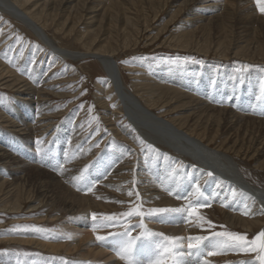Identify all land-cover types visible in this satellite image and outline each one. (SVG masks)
I'll return each instance as SVG.
<instances>
[{"label":"rangeland","instance_id":"1","mask_svg":"<svg viewBox=\"0 0 264 264\" xmlns=\"http://www.w3.org/2000/svg\"><path fill=\"white\" fill-rule=\"evenodd\" d=\"M47 1L50 2V0L39 1L37 9L42 8ZM79 1L81 7L78 10L77 8L71 10V18L68 19L69 22L66 25L67 27H64V31H59L51 23L47 25L46 31L50 37L52 36L53 43L62 50L73 53L84 54L88 50L93 51V49H89L92 43H95V48L98 47L101 50L111 52L118 63L126 90L132 92L144 107L167 120L173 121L177 118L182 119V122H184L187 117L189 118V122L181 128L176 124L175 126L178 129L188 131L189 127H185V125H193L192 119L196 121L195 115L203 111L199 99L209 104V106L214 103L216 109L221 110L231 108L235 102L238 104L243 92L251 94L249 102L239 101L244 104V106H239V112L241 114L244 112L243 115L249 118H257L258 120H255L256 124L252 119L246 120L238 131L224 130L222 131L223 135L222 132L220 133V138H216L210 143L208 139L197 134L193 135L191 133V136L200 139L205 144L210 145L211 148L220 149L233 157L243 176L252 185L264 189V155L262 156L264 154V124H262L264 116L255 115L256 113H264L260 109L263 107L264 110V48L260 51L253 48L255 47L254 37H256L255 40L264 39L262 37L264 33L259 26L258 28H251L250 26L248 28L246 26L248 25L246 24L247 21L243 23L244 25L234 22L233 28L235 27V30L233 33L231 30L232 21H219L216 19L217 16L229 19L223 9L218 12H210L209 17L212 19L210 20L212 24H208L205 20L196 23L191 19L190 22V19H187L190 17L186 16V13L178 14L179 5L183 0H154L156 5L154 8H157V13H152L153 11L149 9L151 8L147 5L149 0H97V2L96 0H73L72 6L76 7ZM98 2L101 3L98 4ZM109 3L114 5V9H111L113 5L106 6ZM135 3H138V6H145L147 13L143 16L136 15ZM53 4L52 6L48 5L45 11L51 16H57L58 19L55 24H60L59 29H62L67 17H69L68 13L64 11L62 13L63 7H65L62 3L57 4L61 8L55 3ZM97 5L98 7H96ZM119 5L122 7H119ZM122 10L123 12H120ZM94 11L95 13H93ZM106 13L108 17L110 15L114 16L116 13L122 14L118 17L116 15L114 21L109 23V20L105 17ZM263 14L257 12L251 17H263ZM123 16H131L133 19L139 18V26L137 25L136 29L138 32L133 27L124 28ZM244 26L248 31L241 33L245 28ZM66 31L67 34L64 35ZM0 33L3 34V36L0 35V64L4 67L7 65L10 72H13L11 74L12 79H15L14 76H18L22 80L21 85L16 86V88L22 87L18 89L20 93L24 89L26 90L25 85L34 88H31L34 98L31 99L26 95L22 96L16 91L17 89H7L5 86H1L3 84L0 83V116H4L0 119V142H4L10 147L9 153L16 161L0 159V189L10 187L11 182L14 184L15 180H19L20 175L24 178L23 180H26V183H22L23 188L29 187L31 185L29 182L38 180H41L42 186L44 185V196L35 191V197L39 201L34 196L28 198L19 195L23 198L21 200L22 210L13 212L16 215H13L7 209V207H11L10 204L15 201V198L10 199L6 194L0 193V257H5V262L9 261L7 264L12 262L24 264L32 258L47 260H49L48 258H56V261L50 264H56L57 260L60 263L65 262V264H72L73 261V264H104V261L105 264H119L121 259H119L120 257L117 258L118 255L116 256L117 245L113 241L116 238L111 237L98 242L96 236L103 235L107 237L110 233L123 232L128 225L133 226V236L141 234L145 229L153 232L149 228V224L147 226L144 224V218L160 216L148 215V210L170 207L164 201H160L158 205L149 204L146 202L148 200H145V195L141 190L137 196V193H134V188L141 183L139 180H143V184H145V180H152L153 176L156 178L155 180H170V182L175 180V187L178 188L181 185L184 187L180 193L184 194V197L185 195L190 197L186 198L185 202H179L181 207H187L186 203H193L194 200H197L195 198L198 197V194L207 192L210 189L212 176L206 175L202 179L199 177V180H195L194 175L197 171L194 167H190L187 162L190 160L178 159L175 153L167 154V150L164 148L159 149L137 138L135 130L132 129L133 127L120 111L119 102L112 95L113 91L110 90L109 76L98 61L87 59L78 62L69 60L63 62L58 57L54 59L50 53L53 49L38 40L23 24L2 13H0ZM230 40L234 42H231V44L229 43ZM246 41L251 46V49L246 51L254 54L251 53L250 57H247V54L242 53L244 50H241L240 53L242 54L235 56L236 43H238V48L243 49L247 46ZM179 42L189 45L190 48L177 47ZM218 43L229 47V50L223 47L220 48ZM232 47L233 50H231ZM261 47H263V44ZM5 52L6 56L3 55ZM221 52H224V54L222 55ZM213 73H216L214 79L213 75L215 74ZM202 76L206 77V82L202 84L204 86L201 89H198L200 88L199 79ZM139 78L142 80L137 81ZM219 78H222L224 85L219 86ZM228 82L231 85L227 84ZM238 82H260V84L252 86L250 90L242 88L239 91L237 88ZM137 84H139L138 89H136ZM144 85L158 86L160 91L155 97H151L146 94ZM208 85L218 86L219 88L217 91L209 90ZM181 93L185 96L182 100H179V96H182ZM225 94L229 97H226ZM217 95L219 96L217 97ZM257 98L258 100H256ZM190 101L195 102H191V104L195 108L197 107L196 109L193 110L191 105L187 104ZM21 103H25L26 106L22 108ZM29 112H33V117L27 120L32 129V135L25 137V135L21 136V133L14 129V125L21 119L24 121L27 117L26 114ZM41 113L45 117L41 116ZM44 121L45 123H42ZM259 123L261 125H258ZM147 128L149 129V127ZM236 140V144L241 145L238 147L239 151L234 150L233 152L230 149L234 145L232 142ZM37 141H41L39 144L40 149H38ZM67 144L69 145L67 146ZM42 173L44 174L42 175ZM76 177H80V179H75ZM46 180L48 181L46 182ZM84 180H89L90 183L83 185ZM110 181L112 184H108ZM197 185L199 186V193L196 191ZM127 186L129 191L125 190ZM145 186L147 185L141 187ZM120 187L124 188L123 192ZM12 188H8L7 191ZM89 188H91V191H89ZM130 191L134 193L131 196L128 194ZM65 193H74V196L77 197L82 195L88 200L86 205L88 209L85 205L81 208L79 204H76L77 207L79 206L78 208L73 206V209H78L77 211L80 214L77 212V215L90 217L88 220L90 224L93 222L92 213L97 214V221L100 220L101 214H116L118 218L116 226L101 229L95 227L91 228L92 231L89 227L85 228V233L87 232L88 235L91 233L88 239L92 241L96 239L94 242H98L97 246L87 250L86 247L89 246L91 240L87 241L88 239H86L83 241L79 237L80 233L78 231L69 233L62 229L63 227L60 224L71 219L68 208L64 209L60 206ZM107 195L109 197L106 198ZM163 195L167 199L174 196L166 192ZM99 196L101 197L99 198ZM110 196L112 198L116 196V198L112 200ZM34 200L37 202H31ZM44 200H47L46 203ZM209 205V207L201 208L199 213L207 221H211L215 227H211L207 223L201 224L199 220L193 217V223L187 224L188 228L194 227L193 230L189 229L186 232L188 237H209L214 232L227 231L246 234L247 238L251 240L264 230V215L256 217L244 214L245 212L239 211L243 209L242 207L230 211L228 210L230 207L228 201L225 203L227 206H222L221 203L220 205ZM80 208L83 211L79 210ZM136 208H139L145 215L120 216L121 213ZM227 212L235 216L238 215L242 219L249 220V222L253 220L261 224L255 222L254 231L250 232L238 224L230 223L226 217ZM50 215L53 217L51 218ZM179 218L184 221V216H179ZM186 221L188 222V218H186ZM141 223H143L144 228L140 227ZM54 234H58L61 239L58 243L53 239L55 238ZM91 236H94V238ZM80 238L83 242L87 241V243H84L86 247L82 250H87L89 258L83 257L80 253L81 250L66 253L64 249L61 251L62 253L53 254L52 251L44 247L45 244L49 243L51 245L60 243L59 245L65 247L70 243L77 244ZM32 239L35 242L31 244L29 240ZM68 240L70 243H68ZM146 240L149 244H152L153 240L155 243L164 242L162 238L159 239L158 237H146ZM205 241H202L201 244ZM96 248L98 253L94 251ZM98 249L102 251L104 249L105 251L101 253ZM111 254L114 256L112 257ZM103 255L106 257L104 258ZM257 255L258 253L237 252V254H232L229 257H218L215 264L239 263L244 260L257 263ZM114 257L117 259H112ZM5 262L0 261V264H5ZM36 263L38 262L36 261Z\"/></svg>","mask_w":264,"mask_h":264},{"label":"bare ground","instance_id":"2","mask_svg":"<svg viewBox=\"0 0 264 264\" xmlns=\"http://www.w3.org/2000/svg\"><path fill=\"white\" fill-rule=\"evenodd\" d=\"M39 1H42V0H25V1L24 0H0V13L4 14L6 16H9V17L13 18L15 21L23 24L27 29H29L37 37L38 40H40L43 44L48 45L51 49H53V51L50 52V53H51V56L54 59H57V57H58L59 60L61 59L63 62L65 60L78 62V61H84V60H87V59H94V60L98 61L104 67L106 74L109 76V78H110V80H109V82H110V90L113 91L112 95L115 96L117 101L119 102L120 111L125 116V118L128 121V123L133 127L132 129L135 130V134L137 135V138H139V139H141V140H143V141H145V142H147V143L151 144L152 146H155V147H157L159 149L164 148L165 150H167L166 151L167 154L168 153L172 154V152L175 153L176 157L178 159L183 158V160H186V161H187V159L190 160L191 162L187 161L189 163L190 167H194V169H196V171H197V173L195 172L196 174L194 175V179L195 180H199L200 178L201 179L204 178V176H206L208 172H212L214 174V175H212V178L210 177L211 178L210 182L212 184L210 186V189L207 190V192H203V193L198 194V197L195 198V199H199L200 203H204L206 201V199H207L208 204H215V205L219 204L220 205V203H221V205L223 206L228 201V204L230 205L228 210H230V211H233L237 207H242L243 209L239 210L241 212H247L248 214L256 216V217H260V216L264 215V189H261V188H258L256 186L252 185L246 179V177L243 176V174L241 173V171L239 169L238 164L233 159V157H231L226 152H224V151H222L220 149H213V148H211L210 145L205 144L200 139L191 136V133L193 135L197 134V135H199V136H201L203 138L208 139V141L210 143L211 141L215 140L216 138H220L219 135L224 130L232 129V130L238 131L240 126H242L243 123H245L244 121H246V120L248 121L250 119L255 121L257 118L253 119L252 116H251L252 118H249V117L243 115L244 112H243V114H241L239 112L240 111V107L239 106H244V104L239 102V101L249 102L250 98H251L250 97L251 94L249 92H243L241 94V97L239 98V101L237 99L238 104L235 102L232 105V107L229 108V109H225L224 107H223L224 109H221V110L220 109H216L217 107H215L213 105L214 103L212 104V106H209V104H206L204 101L199 99V104H200V106L202 108L201 110H203V111H201L200 113H197V115H195L193 113L195 115L196 121L194 119H192L193 120L192 122H194L193 125H190V124H188V126L185 125V127H189L188 131H184L185 129L182 131V129L180 130V128H181V126H183L184 124H187L189 122V118L188 117L184 120V122H182V119L180 120V119H177V118L173 119V121L164 119V117H160L159 115L154 114L149 108L144 107L143 104L140 102V100L138 98H136V96L132 92H130L129 90H126V88L124 86V83H123V78H122V74H121V71L119 69L118 63L114 59V55L111 52H107V51L101 50L98 47L95 48L94 47L95 43H92V44H90L91 47L89 49H93V51L88 50V52L84 53V54H81V53H78V52H74L73 53V52L62 50L61 48H59V46H57V45H55L53 43V40L51 38L52 36L50 37L47 34V31H46L47 27H48L47 25L49 23H51L59 31H64V27L69 22L68 19L71 18V15H70L71 10L73 8H74V10H76V8H77V10H78L79 7H81V4H80L81 2L80 1H79L78 5L75 7V6H72L73 0H50V2L47 1V3L42 6V8L40 7V8L37 9ZM175 1H178V0H175ZM96 2H97V0H96ZM48 3H50V4H48ZM53 3H55V5L62 3V5H65V7H63L62 13H63V11L68 13V14L67 13L66 14L69 17H67L66 23H64L62 29H59V27L61 26L60 24L59 25L55 24L56 20L58 19L57 16L56 15H52L51 16V14H48L45 11L48 8V5L52 6V5H54ZM100 3L98 2V4H100ZM154 3H155L154 0H149L147 5L149 7H151L149 9L151 11H153L152 13H157L156 12L157 8H154V7H156V5ZM111 5H113V4H110V3L108 5L106 4V6H108V7H110ZM57 6H59L61 8L60 5H57ZM96 7H98V5ZM119 7H122V6L119 5ZM123 7H126V6H123ZM135 7H136L135 8V13L137 11L136 15L140 14V16H143L144 14L147 13L145 11V6H143V7L142 6H138V3H137ZM111 9H114V5H113V8H111ZM220 9H223L225 11V15L229 19H225L222 16H217L216 19L219 20V21H225V20L226 21H232L231 30H232L233 33H234V30H235L234 29L235 27L233 28V26L235 25L234 22L243 24L246 21H247L246 24H248L246 26H248V28H250V27L251 28L252 27H254V28L257 27L258 28V26H259L261 31H263V33H264V14H263V17H259V16L251 17V15H253V14L257 13V12L261 13V11L259 10V6L256 3V0H183L181 5H179V13L178 14L186 13L187 14L186 16L190 17V18H187L188 20L190 19V22H191V19H193V21L196 22V23L200 22L202 20H205V21L208 22V24H212V22L210 21L212 19L209 17V14H211L212 12H216V11L218 12V11H220ZM160 11H161V9H160ZM120 12H123V10L120 11ZM93 13H95V11ZM120 14H122V13H116L117 17ZM109 15H110V13H109ZM116 15H114V16L110 15L108 17L107 13H106L105 17L109 20L108 22L110 23V22L114 21ZM123 18H124V21L122 23H123V26H124L125 29L133 27L136 30L137 29V25L139 26V20H138L139 18L138 19H133V18H131V16H123ZM173 19H174V17H173ZM250 19H252V20H250ZM216 24L218 25L219 23H216ZM246 26H244L245 28H244L243 31H241V33L245 32V31H248V30H246ZM65 34H67V31L64 32V35ZM0 35L3 36V34H1V33H0ZM241 36H242V34H241ZM262 37H264V36H262ZM230 38H231V36H230ZM255 38L256 37H254V39H253V43H255V47H253V48L254 49H259V51H260V50H262L264 48V42H263L264 39H260L259 38L260 40H255ZM232 40H233V37H232ZM225 42H223V43H225ZM231 42L232 41L230 40L229 43H231ZM243 42H245V41H243ZM177 44H178L177 47H181V48H184V49H189L190 48L189 45H187V44H185L183 42H179ZM221 44L222 43H218L220 48L223 47L226 50H229V47L222 46ZM246 44H247L246 47H244L243 49H240V48H238V43H236L237 51H235V53H236L235 56H238V55H241L242 53H245V54H247V57H250V54L252 52L250 53V52H247L246 50H250L251 46L248 43V41H246ZM262 44H263V47H261ZM0 47H1V44H0ZM208 48H209V46H208ZM231 50H233V47H232ZM241 50H244V51L242 53H240ZM221 54L223 55L224 52H221ZM252 54H254V53H252ZM3 55L6 56V52ZM260 56H263V55H260ZM250 60H252V59H250ZM12 73L10 72L9 67L7 65L4 67L2 64H0V83L3 84L1 86H5V88H7V89H17L16 91L18 93H20V90H18V89H21L22 87L16 88V86H20L22 80L18 76H14L15 79H12V75H11ZM213 74H215V75H213V79H214V77L216 76V73H213ZM53 79H54V77H53ZM205 79H206V77H203V76L201 77V79H199V82H200L199 87L200 88H198V89H201L204 86L202 84H204L206 82ZM139 80H142V79L141 78L137 79V81H139ZM14 82H18V83L15 84ZM218 83H219V86L224 85V82H223L222 78H219ZM227 84L231 85V83H229V82ZM258 84H260V82H258V83H253V82L239 83L237 88H238L239 91H241L242 88H247V89L250 90V88H252V86H254V85L258 86ZM138 85L139 84L136 85V89H138L137 88ZM25 86L24 87L26 88V90L24 89L23 91H21L20 94H22V96L26 95L28 97H31V99H34L33 98V91L31 90L32 87L30 88L27 85H25ZM147 86H150V85H144L145 92H146V94H148L151 97H155V95L157 93H159V91H160V87H158V86L151 85L149 88H146ZM207 88L209 90H216L217 91L219 87L218 86L208 85ZM32 89H34V88H32ZM181 94H182V96H179V100H182L183 97L185 96L183 93H181ZM218 96L219 95H217V97ZM225 96L229 97L226 94H225ZM263 96H264V94H263ZM231 97L236 98L234 96H231ZM196 99H198V98H196ZM256 100H258V98ZM32 101H34V100H32ZM191 102H194V101L187 102V104L191 105V108H193V110L196 109L197 107L195 108L191 104ZM41 105H43V104H41ZM221 105H222V103H221ZM20 106L22 108H24L26 106V104L25 103H21ZM203 106L206 107V108H204ZM39 109H40V107H39ZM236 110L238 111L237 113H236ZM41 112H42V110H41ZM197 112H199V111H197ZM44 114H45V112H44ZM44 114L41 113L40 115L44 116ZM26 115H27L26 119H24V121L22 119L19 120V122L14 125V129L17 130V132L21 133V136L25 135V137L26 136L30 137L32 135V129L28 125L27 120H29L31 117H33V112H29ZM247 115H249V114H247ZM255 115H257V114H255ZM2 118H4L3 115L0 116V119H2ZM223 118L225 119V121H224ZM246 118H248V119H246ZM5 119H7V118H5ZM40 120H42V119H40ZM259 120H261V119H259ZM42 123H45V121L42 122ZM42 123L40 122V124H42ZM254 123L256 124V121ZM11 124H12V122H11ZM176 124H178V126L180 127L179 129L175 126ZM251 124H253V123H251ZM262 124H264V121H263ZM258 125H261V124L259 123ZM31 126H33V125H31ZM147 127H149V129ZM198 128H199V130H198ZM47 130H46V132H47ZM245 131H246V128H245ZM246 132L248 133V131H246ZM221 134L223 135V132ZM136 135H134V136H136ZM222 135H221V137H222ZM50 136H51V133H50ZM41 140H43V139H41ZM40 143H41V141H40ZM221 143H222V141H221ZM236 143H237V140L232 142V144H234V145H233V148H231L230 150L233 151V152H234V150H238L239 151L238 147H240L239 145H241V144H239V143L236 144ZM69 144H67V146ZM9 152H10V147H8V145L6 143H4V142L3 143L0 142V159L3 158L4 161H7V160L10 161V159H11L13 162H16L12 158V154H10ZM69 155H70V153H69ZM263 155L264 154H262V156ZM76 160H78V159H76ZM78 166H80V165H78ZM172 168H173V166H172ZM38 172L41 173V171H39V170H38ZM43 174L44 173H42V175ZM52 177H53V175H52ZM81 177H83V176H81ZM23 179L24 178L21 177V175H20L19 180H15L14 184H12V182H11V185H10V183H9L10 187L8 186V188H12L13 187L11 190L7 191L8 188H6V187H4L3 190L0 189V193L6 194V196L8 198H10V199L15 198V201L10 204L11 207H7L9 212L12 213V214H13V212H20L22 210L21 200L23 198L20 197L19 195H22V196L28 197V198H31V197L34 196V198L37 201H39V199L37 197H35V194H36L35 191H37L38 193H40L41 195L44 196V194H43L44 193V190H43V186L44 185L42 186L43 183L40 182L41 180H38L36 182H29L31 185L29 187L23 188V184L22 183L23 182L26 183V180H23ZM151 179L152 180H145V184L142 183L143 180H139V181H141V183L139 185H141V186L147 185V186H145V187H141L139 185L136 186V188H134V190H135L134 193L140 194V190H141L143 192V194L145 195L144 196L146 198L145 200H148L146 202H148L149 204L152 203V204L158 205V204H160V201H164L166 204L170 205V207H181L180 206L181 201L185 202V199L178 200V199L175 198V197H177L176 194H179L180 196L184 197V194L180 193L184 187L182 185L178 186V188L175 187V184H176L175 180H173L172 182H170V180H155L156 178L154 176ZM169 179H170V177H169ZM47 181L48 180H46V182ZM89 183H90L89 180H84L83 181V185L84 184L88 185ZM109 183L112 184L111 181L108 182V184ZM55 184H56V182H55ZM2 186H4V185H2ZM138 187H140V188H138ZM114 188H116V187H114ZM120 188H121V190L123 192L124 188H122V187H120ZM5 189H6V191H4ZM96 189L98 190V188H96ZM107 189H109V188H107ZM118 189H119V187H118ZM125 190L129 191L128 186L125 188ZM165 192L167 194H169V195H171L170 194V192H171V193H173L174 196L171 199L170 198L167 199L163 195ZM99 193H100V191H99ZM197 193H199V192H197ZM52 194H53V192H52ZM100 194H102V193H100ZM100 197L101 196H99V198ZM102 197H105V196H102ZM107 197H109V195H107L106 198ZM185 197L190 198L188 195H185ZM54 198H56V197H54ZM110 198H112V197L110 196ZM113 198H116V196L113 197ZM113 198H112V200H113ZM36 200L31 201V202H33V203L37 202ZM45 201H47V200H44V202ZM196 201L194 200L192 204H194ZM87 202H88V200L82 195H80V197L79 196L77 197L76 195L74 196V193L73 194L65 193V197H64L63 200H61V205H60L64 209L68 208L69 211L68 210H66V211L69 212V215H70V218H71V219H69V220H67L65 222L63 221L60 224L63 227L62 229L68 231L69 233L78 231L80 233L79 237H81L83 241L88 239V238H90V235H91V233H90V235H88L87 232L85 233V230H86L85 228L89 227L90 230H91V228L93 229L95 227L96 228H100V229L103 228V227L100 226L101 225V221L100 220L97 221L95 224H94V222H91V224H90L89 221H88L90 217H88L86 215H82V216L81 215H77V212H78L77 208L79 206L77 207L76 204H79L80 207L82 208L83 205H85V207H86ZM98 204H100V203H98ZM189 204L186 203V205H189ZM73 206L74 207L76 206L77 210H75V208L73 209ZM81 208L79 210H81ZM84 210L86 211L85 208H84ZM89 210H87V211H89ZM81 211H83V210H81ZM86 214H89V213H86ZM226 214H227L226 217L229 219L228 221L230 223H233L235 225L238 224V225H240L241 227L245 228L246 230H248L250 232L254 231V226L256 225L255 222L261 224L260 222L253 221V220L249 222V220L242 219L238 215L235 216V215H232V213L230 214L229 212H227ZM13 215H16V214H13ZM52 217L53 216H51V218ZM186 218H188V217L184 216V221H183V219H180L179 216H176L175 220H171L170 221L168 218H165L164 221L161 222V218L160 217H145L144 218V224L146 226H147V224H149L150 225L149 228L152 229L153 232L162 233L165 236L182 238L183 250L185 252H187L188 241H186V240H187L188 236H187L186 232L189 229L193 230L194 227L193 228L192 227L191 228L187 227V224L193 223V219L192 218H188V222H187ZM106 228H109V227H106ZM81 238H80V241L77 244L70 243V241L68 240L69 241L68 243H70V245L68 244L65 247H63L62 245H59L60 243L58 245L56 243H53V245H51L49 243L50 245L49 244H47V245L45 244L44 247L49 249L50 251H52L53 254L62 253L61 251H63L64 249H65L66 253H70V252L73 253V251L81 250L80 253L83 255V257H88L87 250L89 248L97 246L99 241L98 242H94V240H96V239H93V241L91 239H88L87 241H89V240H91V241L89 242V246L86 247V245L84 243L85 242L87 243V241L83 242L81 240ZM92 238H94V236ZM158 238L161 239L162 237H158ZM53 239L57 243H58L59 240H61L58 234H56L55 238H53ZM49 241H51V240H49ZM73 241L75 242L76 240H73ZM113 241H115L114 244H116V239L113 240ZM34 242L35 241L33 239L29 240V243H31V244L34 243ZM29 243H28V245H29ZM163 243L164 242H157L156 244H163ZM54 244H56V245H54ZM138 246H140V244H138ZM84 247H86L87 250H82ZM152 247H154V245L153 244H149V242L146 240V242L142 246L141 252L136 257V259H138L141 262V264H149V261L154 259L153 253H152ZM201 247H203L205 249V252L214 250L209 245V241L208 240H206L204 243H202ZM97 248H96V250H94L95 252L97 251ZM100 249H102V248H100ZM100 249H98V250L101 253L105 251L104 249H103V251L100 250ZM96 253H98V252H96ZM232 254H237V251L227 250V251L222 252L221 254H217V255H213V256H206L205 255V256L201 257V259L202 260H207L208 264H215L216 263L215 261L218 259V257H229ZM82 255H80V256H82ZM90 255H92V254H90ZM96 255H98V254H96ZM113 256L114 255H112V257ZM116 256H117V252H116ZM43 257H44V255H43ZM103 257H104V255H103ZM103 257H102V259H103ZM4 258L5 257H3V256L0 257V261L3 262V263L6 260ZM115 258L116 257H114L112 259H115ZM117 258H119V256ZM48 259L49 260L40 259V258H32V259H29L26 262L24 261L25 262L24 264H50L51 262L56 261L55 260L56 258L55 259L54 258H48ZM186 259L189 260V264H195L196 257H186ZM115 260H113V261H115ZM36 261L38 263H36ZM108 261H109V259H108ZM10 262H12V261H10ZM73 262H72V264H73ZM100 262H102V261H100ZM120 262H119V264H126L125 261L122 262L120 260ZM7 263L5 262V264H7ZM55 263L56 264H65V262L64 263H60V262H58V260ZM11 264H15V263L12 262ZM104 264H105V261H104ZM168 264H171V257L168 258ZM230 264H258V262L256 263V262H249V261L244 260V261H240L239 263H234L233 262V263H230Z\"/></svg>","mask_w":264,"mask_h":264},{"label":"snow or ice","instance_id":"3","mask_svg":"<svg viewBox=\"0 0 264 264\" xmlns=\"http://www.w3.org/2000/svg\"><path fill=\"white\" fill-rule=\"evenodd\" d=\"M259 10L264 13V0H256ZM40 141H37L39 149ZM208 176L214 175L212 172L207 173ZM75 179H80L76 177ZM91 191V188H89ZM196 191L199 192V186H196ZM130 196L133 194L131 191L128 193ZM170 194H173L170 192ZM139 194L137 193V196ZM178 199H186L187 197H182L176 194ZM210 205L205 201L200 203L199 199L192 204L190 203L187 207H165V208H152L149 209L148 215H159L161 222L165 218L170 221L175 220L176 216H187L188 218L195 217L200 221L201 224L207 223L211 227H215L211 221H207L205 217L200 215L199 210L204 207H209ZM227 206V205H224ZM244 214H248L245 212ZM143 213L139 208L132 209L129 212L121 213L120 216L131 217V216H143ZM101 221V227H113L118 223V218L116 214L106 215L101 214L99 217ZM92 220L94 224L97 222L98 217L96 213H92ZM144 228L143 223L140 225ZM133 226L128 225L125 230L120 233H110L109 236L97 235L96 239L98 241H105L111 237L116 238V251L117 255L121 260H124L126 264H141V262L136 259L142 250L143 244L146 242V237H162L164 243L156 244L152 241L154 247H152L153 260L149 261V264H168V258L171 257V264H189V260L186 257H196L195 264H208L207 260H202L203 256H213L221 254L227 250H233L243 253H258L256 256V261L259 264H264V230L259 232L254 238L249 240L246 234H240L235 232H214L209 237L204 236H190L188 237L187 252L183 250L182 238L165 236L162 233L149 232L145 229L144 232L137 236L132 235ZM208 240L209 245L213 251L205 252V249L201 247V242ZM195 241V243H193ZM138 242L140 246H138Z\"/></svg>","mask_w":264,"mask_h":264},{"label":"water","instance_id":"4","mask_svg":"<svg viewBox=\"0 0 264 264\" xmlns=\"http://www.w3.org/2000/svg\"><path fill=\"white\" fill-rule=\"evenodd\" d=\"M117 64V63H116Z\"/></svg>","mask_w":264,"mask_h":264}]
</instances>
